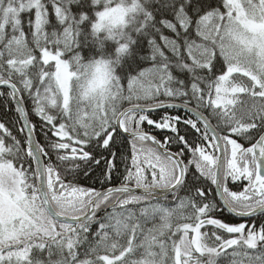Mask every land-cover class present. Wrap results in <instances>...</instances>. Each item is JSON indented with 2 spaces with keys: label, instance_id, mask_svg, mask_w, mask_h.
Segmentation results:
<instances>
[{
  "label": "snow or ice",
  "instance_id": "snow-or-ice-1",
  "mask_svg": "<svg viewBox=\"0 0 264 264\" xmlns=\"http://www.w3.org/2000/svg\"><path fill=\"white\" fill-rule=\"evenodd\" d=\"M0 111V264H264V0H0Z\"/></svg>",
  "mask_w": 264,
  "mask_h": 264
},
{
  "label": "trees",
  "instance_id": "trees-1",
  "mask_svg": "<svg viewBox=\"0 0 264 264\" xmlns=\"http://www.w3.org/2000/svg\"><path fill=\"white\" fill-rule=\"evenodd\" d=\"M0 115H2V111H0ZM33 119H36V118L33 117ZM82 180H83V182H84L85 185H92L95 182V177H92V178H83L82 177ZM224 215L225 216H229L230 214L227 211H225L224 212Z\"/></svg>",
  "mask_w": 264,
  "mask_h": 264
}]
</instances>
